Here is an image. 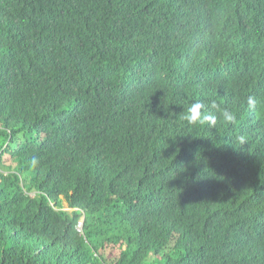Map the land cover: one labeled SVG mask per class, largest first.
<instances>
[{"label": "trees", "instance_id": "obj_1", "mask_svg": "<svg viewBox=\"0 0 264 264\" xmlns=\"http://www.w3.org/2000/svg\"><path fill=\"white\" fill-rule=\"evenodd\" d=\"M0 264H264V0H0Z\"/></svg>", "mask_w": 264, "mask_h": 264}, {"label": "clouds", "instance_id": "obj_2", "mask_svg": "<svg viewBox=\"0 0 264 264\" xmlns=\"http://www.w3.org/2000/svg\"><path fill=\"white\" fill-rule=\"evenodd\" d=\"M246 104L242 105L248 108L246 114L247 119L252 120L256 118V107L258 105V100L255 96L249 95L245 101ZM212 109H216L217 105L215 102L211 104ZM205 105L200 101L192 102L184 111L182 119L186 121L189 125H204L207 124L209 127H214L217 123V116L212 111L204 110ZM250 110H253V114H250ZM220 118L225 122V124L234 125L237 122V116L228 108L220 111ZM238 140L243 143L245 141L244 136L238 137ZM32 165L35 166L37 163L35 159L31 161Z\"/></svg>", "mask_w": 264, "mask_h": 264}, {"label": "built area", "instance_id": "obj_3", "mask_svg": "<svg viewBox=\"0 0 264 264\" xmlns=\"http://www.w3.org/2000/svg\"><path fill=\"white\" fill-rule=\"evenodd\" d=\"M82 224H80V226L78 227V229L81 231L82 230Z\"/></svg>", "mask_w": 264, "mask_h": 264}, {"label": "bare ground", "instance_id": "obj_4", "mask_svg": "<svg viewBox=\"0 0 264 264\" xmlns=\"http://www.w3.org/2000/svg\"><path fill=\"white\" fill-rule=\"evenodd\" d=\"M140 97V96H139ZM157 97V96H156ZM144 98V97H143ZM246 109V108H245ZM245 109H244V111H245ZM249 110V109H248ZM80 224H82V223H80ZM80 226V225H79Z\"/></svg>", "mask_w": 264, "mask_h": 264}]
</instances>
